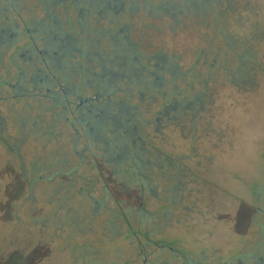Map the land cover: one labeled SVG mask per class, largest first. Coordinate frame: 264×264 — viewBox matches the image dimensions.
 <instances>
[{
    "label": "rangeland",
    "instance_id": "374dc122",
    "mask_svg": "<svg viewBox=\"0 0 264 264\" xmlns=\"http://www.w3.org/2000/svg\"><path fill=\"white\" fill-rule=\"evenodd\" d=\"M23 1L10 0L8 7L0 0V29L19 33L14 19L19 24L45 19L34 9L35 1ZM124 1L135 11L126 19L132 25L129 41L136 46L132 65L141 56L163 54L169 66L178 63L183 80L165 75L167 83L158 87L161 66L142 61L159 85L151 91L141 84L139 95L126 79L117 93L94 101L92 117L83 112L91 117L87 121L92 132L78 121L80 111L57 107L48 87L37 83L48 74L38 56L35 64L15 58L18 63L8 74L11 59L30 43L26 34L18 36L17 47L8 42L0 45V261L142 264L131 227L118 214L126 211L129 224L141 231L149 246L147 264H170L172 254L159 248L169 245L201 264H258L264 257V0H228L222 9L207 6L205 24L185 19L178 32L148 10L165 0ZM64 12L52 10L50 16L65 23ZM69 22L75 29L63 24L59 34L66 39L80 30L83 20ZM37 36L43 49L44 37ZM70 64L79 61L75 58ZM109 66L111 71L118 67ZM71 74H62L65 85L82 86L79 75ZM78 91L86 97L95 93ZM174 102L180 105L168 110ZM122 103L129 108L118 110ZM157 153L185 161L181 169L187 182L185 194L195 191L201 198L205 194V205L197 212H192L189 201L177 206L184 191L173 192L177 181L170 177L179 169L146 164L134 177L138 158L153 159ZM118 155L123 157L119 168L106 162ZM188 156L198 157L200 165ZM197 170L205 175L204 191L190 184ZM145 178L152 191L142 192ZM65 183L75 187L68 190ZM88 193L94 199L86 198ZM141 200L152 214L146 221L137 212Z\"/></svg>",
    "mask_w": 264,
    "mask_h": 264
},
{
    "label": "trees",
    "instance_id": "16d2710c",
    "mask_svg": "<svg viewBox=\"0 0 264 264\" xmlns=\"http://www.w3.org/2000/svg\"><path fill=\"white\" fill-rule=\"evenodd\" d=\"M35 1L36 5L39 4L42 7L45 19L43 21H34L39 24H31L32 31L35 34L46 31L47 34L45 33L46 36L43 38V46L49 41L48 49L45 50L47 54L40 56V59L48 70V78L41 77L42 79L44 78L45 82L40 85L48 87L47 90H50V97L55 101L57 107L62 108L67 98L63 90L67 91L69 86L65 85L62 77V74H66V72L72 73L71 75L75 78L79 75L78 77H80L82 86L79 85L77 91H84L85 89L95 91L94 94L98 95L99 98L117 93L119 91L118 87L123 85L122 83H125L126 79L134 84L135 93L139 95H141L140 92L142 90L141 84H145L144 88L151 91L159 84L158 87L165 85L167 83L164 80L165 75H169L170 79L177 78L183 80V74L181 75L179 71L178 63L169 66L168 62L170 60L163 54H153L148 58L141 56L134 64L137 67L132 65L136 46L129 41L128 35L132 29V25L127 24L126 19L128 14L134 11V9L132 7L127 8L124 0ZM215 1L165 0L159 4L151 5L148 7V10L159 16L168 29L178 32L185 25L183 24L185 19H191L194 23L199 24V26L205 24V16L203 15L205 7L212 5L213 7L218 6L217 8L222 9V5L228 6L229 3L228 0H224L225 2L220 0L219 2L218 0ZM59 9H63L67 15L65 23L60 18H52L50 16L52 10L58 12ZM214 17L216 27H218L219 19L217 14ZM73 19L78 24L79 21L83 20L81 28H79L80 30L76 34H72L73 36L69 35L67 39V36L61 37L64 36L59 35L62 32L61 27L63 24H70L71 31L75 29L72 28L73 23L69 22L73 21ZM105 20L109 22L105 28L100 29L96 27L97 23L100 24ZM83 35L85 36L83 37ZM54 38L57 40H54ZM103 44H106V46L102 49ZM199 56L205 58V50ZM75 58L78 59L79 64L83 65H71L70 63ZM142 61H146V66H149L151 61H155L161 66L160 71L162 69V75L159 77V80L161 79L159 84L157 79L147 73L146 68L141 64ZM113 63L117 64L120 69L115 67V71L114 69L113 71L109 70V65H113ZM148 81L151 82L149 83ZM50 83H53L52 88L50 87ZM81 87L83 88L81 89ZM194 103L192 102L191 107H193ZM176 104L178 103L174 102V105L172 104L168 110L173 109ZM117 108L118 110L121 108L128 109L129 105L122 103ZM133 230L138 232L134 228ZM11 263L12 261L6 263L3 260L0 261V264ZM260 263L258 262V264Z\"/></svg>",
    "mask_w": 264,
    "mask_h": 264
},
{
    "label": "flooded vegetation",
    "instance_id": "af4514ba",
    "mask_svg": "<svg viewBox=\"0 0 264 264\" xmlns=\"http://www.w3.org/2000/svg\"><path fill=\"white\" fill-rule=\"evenodd\" d=\"M23 0H13V3H22ZM32 2H34L35 0H31ZM25 2V1H23ZM36 2V1H35ZM3 4H8V7H10L9 4L10 3V0H3ZM14 6V5H13ZM15 9V6L13 7ZM37 12L41 13L42 15L43 14V9L42 7L37 4L35 5V8H34ZM6 10V9H5ZM6 11H10L9 9H7ZM45 18V17H43ZM6 20H9V18H7L6 16ZM34 21H36L35 19H31V20H27L26 22L24 23H18L16 19L13 20V23H14V26L18 29L19 33L18 32H13V33H10V31L4 29H0V45L2 44H5V43H12L13 46L15 45H19V42H20V38L21 37H18L20 34H26L29 38H30V43L26 45V50H24L23 52L20 50L17 54H15L14 56V59H11L13 60L14 62L11 64V66L9 67V72L8 74H11L12 72V68H15L16 64L18 63L15 58L19 57L20 59L22 60H26V61H29V62H32V64H35L37 63V60L40 58V56L42 55H46V51L48 49V46H49V41L46 43H44V47L43 49L40 48L38 46V43L36 42L38 37L37 35L41 34L42 33V37L46 36L45 33L46 31H43V32H38V33H33L32 31V27H31V24L35 25V24H39V23H35ZM43 21V20H42ZM5 25L7 26L8 24H6L7 22H5ZM11 25H8V28H11L10 27ZM22 27V29H21ZM37 32V30H36ZM36 35V36H34ZM58 39H60L59 37H57ZM56 38H54L55 40ZM43 40V39H42ZM57 40V39H56ZM14 41V42H13ZM46 42V41H45ZM43 44V42H42ZM9 45V44H7ZM17 47V46H15ZM39 57V58H36V57ZM39 72L41 73L42 70H39ZM23 74V73H22ZM25 76V74L23 75ZM39 77V74L36 75V78ZM44 78H48V76H44ZM44 78H38L37 80V83H43L45 82L44 81ZM6 81H4L5 83ZM3 81H0V84H2ZM9 86L14 90L15 87H13V85L9 84ZM77 87H72V86H69L67 88V91L64 89L63 92H65V94L67 95L66 97V100L64 102V109H67V110H71V113H73L75 110L77 111H80L81 113V117L78 119V121L80 122V124L82 122H84L86 124V127L89 128V131L92 132V128L90 127V122H88L87 120H90V118L92 117V115L94 114L93 112V102L96 101L99 97L98 95L94 94V96L92 97H86L84 96V94H82L81 92H78L77 91ZM47 92L49 93L50 90L48 89ZM87 110V112L90 114L89 117H86L83 112ZM84 116V117H83ZM69 120V118L67 119ZM159 119H157L158 121ZM3 123V120L0 118V126L2 125ZM74 124V123H73ZM2 142H4V144H6V146H10V143H8V141L6 139H1ZM16 143V142H15ZM10 151H11V147H10ZM190 159V161H193L196 163H199L200 165V162L198 160V157L196 156H188ZM123 157L122 155H118L117 157H112L111 159H108L106 160L107 163H115L116 167L119 168L121 166V164L123 163L122 161ZM180 162V164H179ZM185 161L184 160H176L174 157L172 156H167V155H162V154H155L153 156V159H147V160H142L141 158H138V161L135 162V166H136V169L137 170H134L133 173L136 174V176L134 177H138L137 175H141V172L139 171L141 167H145L146 164H148V167L151 168V167H156L158 169H163V168H168L169 170L171 169H174V170H178L179 169V173L175 174V176H171L170 178H175L176 179V183L174 185V191L177 195H178V192L179 191H184V193H182V199L180 201V203L177 204V206H184V203L186 201H189L193 206V209L190 208L189 206H186L188 208H186V210H188L189 212H191V210L189 209H192V212L195 213L199 210V207L200 205H205V194L201 195L202 198L199 196L198 192H188L186 191L187 193L185 194V190L187 188V182L185 183V181H183V179L186 178V176L183 175L182 173V163H184ZM201 166L197 167V169H199ZM205 170V168H204ZM161 172H159L158 174H160ZM163 173V172H162ZM190 174H194L195 175V172H193L192 170L189 171ZM27 177V173L25 172L24 174ZM29 179V178H28ZM27 179V181H29ZM44 179V178H43ZM101 179V178H100ZM146 180L148 178H145ZM200 179V180H199ZM77 180V176L76 178H74V184ZM87 179H84V181H86ZM102 180V179H101ZM100 180V181H101ZM153 180V179H152ZM148 181L150 180H147L145 183H147L148 185H146L143 181H141V186L140 188L142 189V192H145V189L148 188L149 190H151ZM205 175H202L201 172H199L197 170V173H196V177H195V180H193L190 184L192 185L193 184H197V186H199V189L202 188V190L204 191L205 190ZM29 184H31L30 182H28ZM89 183L90 182H87V186H89ZM73 184V183H72ZM33 185V184H31ZM64 185H68V190L70 189H73V187L75 186H72L70 183L69 184H64ZM33 187V186H32ZM106 188L109 189V186L106 185ZM67 190V191H68ZM152 191V190H151ZM200 192V191H199ZM201 194V193H200ZM157 195V194H156ZM175 195V196H177ZM86 198H89V199H94L93 196H92V193H88V195H86ZM173 202L175 203V201L173 200ZM95 204H98V202H95ZM120 208H121V203L118 202L117 203ZM203 209L205 210V207H203ZM124 212L126 211H123V212H119V216L122 217L123 220H125L126 224L127 225H130V231L133 232L132 235L135 237V241L137 243V246H138V251H139V254L138 256H141L142 257V264H147V261H148V256L150 255L149 254V251L147 250V248L149 247L143 238H141V231L140 232H135L133 230V225L131 226V224H129V221H128V218L124 216ZM137 212L140 213L141 215V221H146L145 219L147 218V216H151V212L148 211L147 209V204H145L144 201L141 200V202L139 203L138 205V209H137ZM200 213L201 215H204V212L203 210H200ZM139 214H136V215H133L132 214V217L133 218H137L136 216H138ZM174 217L175 215H171L169 220H174ZM179 222V220H178ZM150 233H146L145 236H148ZM42 237V236H41ZM160 250L163 249V250H169V252L172 254V261H170L169 263H173V264H179L180 262L183 261V264H185L186 262H190L191 263H195V264H201V263H198L194 260H192V258H190V255L188 254H185L181 248H179L178 246H159ZM260 264H264V260L261 261Z\"/></svg>",
    "mask_w": 264,
    "mask_h": 264
}]
</instances>
